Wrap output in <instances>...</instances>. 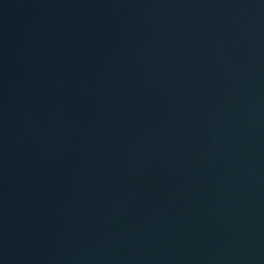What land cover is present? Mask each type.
<instances>
[{
    "label": "water",
    "instance_id": "95a60500",
    "mask_svg": "<svg viewBox=\"0 0 264 264\" xmlns=\"http://www.w3.org/2000/svg\"><path fill=\"white\" fill-rule=\"evenodd\" d=\"M0 264H264V0H0Z\"/></svg>",
    "mask_w": 264,
    "mask_h": 264
}]
</instances>
